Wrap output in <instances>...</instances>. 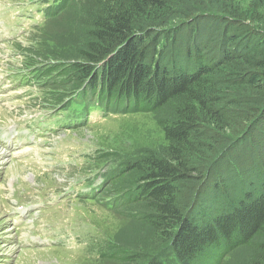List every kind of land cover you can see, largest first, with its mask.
<instances>
[{
  "label": "trees",
  "instance_id": "1",
  "mask_svg": "<svg viewBox=\"0 0 264 264\" xmlns=\"http://www.w3.org/2000/svg\"><path fill=\"white\" fill-rule=\"evenodd\" d=\"M72 1L61 2L59 20H70L73 34L58 37L51 54L79 63L70 84L67 72H44L43 86L61 92L53 101L85 82L82 91L99 89L117 114L156 116L166 139L161 153H136L113 172L111 195L122 196L129 231L108 236L97 264H264L262 17L217 0L195 9L176 0L186 23L159 35L166 16L150 10H165L163 0ZM55 15L31 35L52 28ZM128 174L140 180L123 191Z\"/></svg>",
  "mask_w": 264,
  "mask_h": 264
},
{
  "label": "rangeland",
  "instance_id": "2",
  "mask_svg": "<svg viewBox=\"0 0 264 264\" xmlns=\"http://www.w3.org/2000/svg\"><path fill=\"white\" fill-rule=\"evenodd\" d=\"M24 1L26 0H0V30L8 31L12 27V22L16 20L18 11L16 14V10L10 6L20 5ZM217 1L227 7L238 9L241 13H253L254 17L259 15L264 22V10L259 7L260 1L258 0ZM72 2L73 5L76 4V0ZM163 2L165 6H168L165 10H160L161 8L158 7L150 10V12L153 10L154 14L152 15L166 16L159 23L166 25L156 28L159 35L163 29H166L164 26L178 28L186 23H183L179 17L182 12L177 11L176 8L179 9V7L176 0H163ZM203 2L205 0H194L192 9L198 8L200 4H204ZM171 7L176 10L167 12L171 11ZM60 15V12L55 15L54 18L58 22L52 28L49 27L50 29L47 31L39 33L33 31L32 35L28 31L12 41L0 39V70L15 71L21 70L25 65L38 66L46 74L56 70L55 73H52L55 79H58L56 74L69 73L68 84H70L73 79L72 75L77 73L78 60L62 57L59 53L55 54L59 56L51 54L55 53L58 37L73 34L69 31L70 20H59ZM51 20L53 19L45 21L41 27L34 28V30H43ZM76 21V26L83 27L87 24L86 21H82L83 23L79 20ZM65 32L66 34H64ZM66 48L69 49L72 46L68 45ZM38 54L50 56L42 58ZM13 55H16L17 58L13 59ZM119 102L121 104L124 102L122 97ZM38 105L36 101L30 104L32 107ZM22 114L26 113L17 111L16 108L9 109L0 105V127L13 122ZM108 117L103 118L106 120L101 124L62 129L56 136H52L53 141L69 137L85 141L89 146L96 147L99 159L94 160L92 164H86V159L80 156L84 152L78 155L79 163L84 160L82 168L73 166L75 164L71 162L72 151L66 148L60 153L59 159L52 161L48 167L39 164L45 162L42 159L34 161V155L24 162H12L24 170L16 172L17 176L11 175L6 172L10 161L6 154L0 151V153L2 152L0 158L5 160L4 162L0 160V264H97L96 260L90 259L86 254V249L94 245V241L99 239V235L102 238L109 236L114 240L115 233H119L121 230L123 233L129 231L126 224L128 218L123 215L122 210H119L122 196H118L117 202L113 201L114 207H117L115 210L117 212H113L102 203L99 204L85 197L84 183L80 182L79 176L101 167L104 161L109 158L106 154L120 160L123 157H132L136 153L144 154L148 151L161 153L166 146L165 133L160 122L156 120V116L147 112H138L137 109L127 115ZM69 118L72 116L66 115L62 121ZM34 136L42 143L41 130L34 132ZM45 158L46 162L52 160L50 155ZM89 167L90 169L87 170L86 168ZM122 173L120 171L116 178H119ZM125 176L126 179L122 182L126 183L122 184L120 189L123 191L133 190L132 188L136 187L140 179L131 174ZM71 180L72 183H70ZM113 185L114 182L111 181L100 188L106 187L107 190L111 189L110 187ZM87 188L94 190L95 185L90 184ZM22 210L26 211L25 216L22 214ZM24 217L28 218V222L11 232V223H16L15 219L23 221ZM83 225L89 226L91 229L84 228ZM13 236L20 237V240L14 243ZM25 236L29 238L28 241L21 239ZM32 237H36L38 240L34 242L31 240ZM162 241L155 242V244ZM159 249L167 252L168 243L167 246L164 244ZM108 262L100 264H109Z\"/></svg>",
  "mask_w": 264,
  "mask_h": 264
},
{
  "label": "bare ground",
  "instance_id": "3",
  "mask_svg": "<svg viewBox=\"0 0 264 264\" xmlns=\"http://www.w3.org/2000/svg\"><path fill=\"white\" fill-rule=\"evenodd\" d=\"M2 153V152H1ZM0 153V154H1ZM0 160H2V162H4V158H0ZM1 162V161H0ZM7 163V162H6ZM9 164L7 165V171L9 174L14 175L16 172H18L19 170H24L23 168H20L16 165V163H12V162H8ZM16 175V174H15ZM17 176V175H16ZM35 178V177H34Z\"/></svg>",
  "mask_w": 264,
  "mask_h": 264
}]
</instances>
